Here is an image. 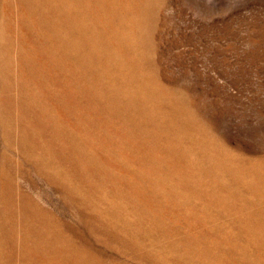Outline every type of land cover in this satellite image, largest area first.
<instances>
[{
	"label": "rangeland",
	"instance_id": "obj_1",
	"mask_svg": "<svg viewBox=\"0 0 264 264\" xmlns=\"http://www.w3.org/2000/svg\"><path fill=\"white\" fill-rule=\"evenodd\" d=\"M262 165L264 0H0V264H264Z\"/></svg>",
	"mask_w": 264,
	"mask_h": 264
},
{
	"label": "bare ground",
	"instance_id": "obj_2",
	"mask_svg": "<svg viewBox=\"0 0 264 264\" xmlns=\"http://www.w3.org/2000/svg\"><path fill=\"white\" fill-rule=\"evenodd\" d=\"M67 9H68V8H67ZM70 10H71V9H70ZM78 25H79V24H78ZM113 31H114V30H113ZM102 34H103V33H102ZM98 35H99V34H98ZM86 36H87V35H86ZM115 36H116V35H115ZM100 37H101V36H100ZM112 37H113V36H112ZM65 38H66V37H65ZM82 42H83V41H82ZM74 43H75V42H74ZM87 43H88V42H87ZM115 43H116V42H115ZM78 44H79V43H78ZM80 44H81V43H80ZM96 45H97V44H96ZM96 45H95V46H96ZM108 45H109V44H108ZM85 46H86V45H85ZM92 48H94V47H92ZM104 48H105V47H104ZM79 53H80V52H79ZM110 53H111V52H110ZM105 54H106V53H105ZM90 55H91V54H90ZM103 55H104V54H103ZM79 56H80V55H79ZM82 57H83V56H82ZM81 59H82V58H81ZM83 59H84V58H83ZM89 61H90V60H89ZM66 62H67V61H66ZM71 67H72V66H71ZM70 71H71V70H70ZM55 77H56V76H55ZM62 77H63V76H62ZM59 78H60V77H59ZM92 78H93V77H92ZM62 79H63V78H62ZM64 79H65V78H64ZM50 80H51V79H50ZM68 81H69V80H68ZM74 81H75V80H74ZM79 81H80V80H79ZM23 82H24V81H23ZM47 82H48V81H47ZM80 82H81V81H80ZM21 83H22V82H21ZM28 83H29V82H28ZM56 84H57V83H56ZM69 84H70V83H69ZM79 84H80V83H79ZM59 85H60V84H59ZM31 86H32V85H31ZM34 86H35V85H34ZM84 86H85V85H84ZM23 88H24V87H23ZM46 88H47V87H46ZM72 88H73V87H72ZM21 89H22V88H21ZM34 90H35V89H34ZM36 90H37V89H36ZM30 91H31V90H30ZM39 91H40V90H39ZM85 91H86V90H85ZM126 91H127V90H126ZM128 91H129V90H128ZM20 92H21V91H20ZM27 92H28V91H27ZM80 92H81V91H80ZM70 93H71V92H70ZM75 93H76V92H75ZM85 93H86V92H85ZM93 94H94V93H93ZM41 95H42V94H41ZM69 95H70V94H69ZM91 95H92V94H91ZM91 95H90V96H91ZM94 95H95V94H94ZM127 95H128V94H127ZM44 96H45V95H44ZM49 98H50V97H49ZM67 98H68V97H67ZM18 100H19V99H18ZM41 101H42V100H41ZM41 101H40V102H41ZM56 101H57V100H56ZM64 101H65V100H64ZM58 102H59V101H58ZM65 102L67 103V101H65ZM68 102H69V100H68ZM109 102H110V101H109ZM50 104H51V103H50ZM52 104H53V103H52ZM62 104H64V103H62ZM115 105H116V104H115ZM134 105H135V104H134ZM38 106H39V105H38ZM28 108H29V107H28ZM61 108H62V107H61ZM108 108H109V107H108ZM87 109H88V108H87ZM119 109H120V108H119ZM38 110H39V109H38ZM55 110H56V109H55ZM89 111H90V110H89ZM93 111H94V110H93ZM55 112H56V111H55ZM128 112H129V111H128ZM43 113H44V112H43ZM53 113H54V112H53ZM96 113H97V112H96ZM106 113H107V112H106ZM114 113H115V112H114ZM149 113H150V112H149ZM57 114H58V113H57ZM150 114H151V113H150ZM118 115H119V114H118ZM78 116H79V115H78ZM78 116H77V117H78ZM120 116H121V115H120ZM123 116H125V115H123ZM127 116H128V115H127ZM59 118H60V117H59ZM88 118H89V117H88ZM35 119H36V118H35ZM47 119H48V118H47ZM62 119H63V118H62ZM43 121H44V119H43ZM86 121H87V120H86ZM125 121H126V120H125ZM130 121H131V120H130ZM56 122H57V121H56ZM66 122H67V121H66ZM55 125H56V124H55ZM62 126H63V125H62ZM84 126H85V125H84ZM55 128H56V127H55ZM120 130H121V129H120ZM179 130H180V129H179ZM3 131H4V130H3ZM86 131H87V130H86ZM122 132H123V131H122ZM192 132H193V131H192ZM5 133H6V132H5ZM56 133H57V132H56ZM106 135H107V134H106ZM113 136H114V135H113ZM131 136H132V135H131ZM86 137H87V136H86ZM74 138H75V137H74ZM134 138H135V137H134ZM197 138H198V137H197ZM57 140H58V139H57ZM64 140H65V139H64ZM126 140H127V139H126ZM59 141H60V140H59ZM69 141H70V140H69ZM27 142H29V141H27ZM39 143H40V142H39ZM42 144H43V143H42ZM34 145H35V144H34ZM37 145H38V144H37ZM37 145H36V146H37ZM51 145H52V144H51ZM26 146H27V145H26ZM39 147H40V146H39ZM91 147H92V146H91ZM111 147H112V146H111ZM53 149H54V148H53ZM116 149H117V148H116ZM68 150H69V149H68ZM107 150H108V149H107ZM111 150H112V149H111ZM38 151H39V150H38ZM52 152H53V151H52ZM72 152H73V151H72ZM73 153H74V152H73ZM100 153H101V152H100ZM74 154H75V153H74ZM74 154H73V155H74ZM79 154H80V153H79ZM89 154H90V153H89ZM39 155H40V154H39ZM39 155H38V156H39ZM109 155H110V154H109ZM109 155H108V156H109ZM25 156H26V155H25ZM70 156H71V155H70ZM70 156H69V157H70ZM78 156H79V155H78ZM78 156H77V157H78ZM143 156H144V155H143ZM27 157H28V156H27ZM40 157H41V155H40ZM60 157H61V156H60ZM30 158H31V157H30ZM38 158H39V157H38ZM75 158H76V157H75ZM75 158H74V159H75ZM78 158H79V157H78ZM81 158H82V157H81ZM81 158H80V159H81ZM89 158H91V157L89 156ZM92 158H94V157H92ZM23 159H24V158H23ZM28 159H29V158H28ZM59 159H60V158H59ZM71 159H72V158H71ZM76 159H77V158H76ZM112 159H113V158H112ZM30 160H31V159H30ZM82 160H83V159H82ZM87 160H88V159H87ZM220 160H221V159H220ZM226 160H227V158H226ZM234 160H235V159H234ZM71 161H72V160H71ZM112 161H113V160H112ZM137 161H138V160H137ZM141 161H142V160H141ZM207 161H208V160H207ZM236 161H237V159H236ZM35 162H36V160H35ZM37 162H38V161H37ZM54 162H55V161H54ZM69 162H70V161H69ZM79 162H80V161H79ZM85 162H86V161H85ZM94 162H95V159H94ZM96 162H98V161H96ZM103 162H104V160H103ZM110 162H111V161H110ZM127 162H128V161H127ZM130 162H131V161H130ZM146 162H147V160H146ZM202 162H203V161L201 160V163H202ZM222 162H223V161H222ZM238 162H239V161H238ZM51 163H52V162H51ZM55 163H56V162H55ZM60 163H61V161H60ZM64 163H65V162H64ZM74 163H75V162H74ZM80 163H81V162H80ZM92 163H93V162H92ZM108 163H109V162H108ZM133 163H134V162H133ZM144 163H145V162H144ZM150 163H151V162H150ZM152 163H153V162H152ZM152 163H151V164H152ZM220 163H221V162H220ZM223 163H224V162H223ZM30 164H31V163H30ZM56 164H57V163H56ZM78 164H79V163H78ZM87 164H89V163H87ZM105 164H106V162H105ZM142 164H143V163H142ZM145 164H146V163H145ZM156 164H157V163H156ZM156 164H154V165H156ZM213 164H214V163H213ZM217 164H218V163H217ZM240 164H241V163H239V165H240ZM244 164H246V163H244ZM253 164H254V163H253ZM68 165H69V164H68ZM84 165H86V164H84ZM84 165H83V166H84ZM102 165H104V164H102ZM221 165H222V164H221ZM223 165L225 166L226 164H223ZM239 165H238V166H239ZM256 165H257V164H256ZM70 166H71V165H70ZM72 166H73V165H72ZM74 166H75V165H74ZM74 166H73V167H74ZM76 166H77V165H76ZM88 166H89V165H88ZM97 166H98V165H97ZM143 166H145V165H143ZM189 166H190V164H189ZM224 166H222V167H224ZM246 166H247V165H246ZM262 166L264 167V165H262ZM78 167H80V165H79ZM84 167H85V166H84ZM107 167H108V166H107ZM140 167H141V166H140ZM157 167H158V165H157ZM206 167H207V166H206ZM219 167H220V166H219ZM236 167H237V164H236ZM244 167H245V166H244ZM259 167H260V166H259ZM259 167L257 166V168H259ZM263 167H262V168H263ZM52 168H53V167H52ZM52 168H51V169H52ZM68 168H69V167H68ZM76 168H77V167H76ZM81 168H82V166H81ZM81 168L79 169L80 171H82ZM120 168H121V167H120ZM142 168H143V167H142ZM142 168H140V169H142ZM187 168H188V167H187ZM207 168H208V167H207ZM209 168H210V166H209ZM225 168H229V167H225ZM230 168H231V167H230ZM239 168L241 169L242 167H239ZM247 168H248V167H247ZM250 168H251V167H250ZM46 169H47V167H46ZM77 169H78V168H77ZM101 169H103V168L101 167ZM101 169H100V172H102ZM129 169H130V168H129ZM135 169H136V168H135ZM149 169H150V168H149ZM155 169H156V168H155ZM155 169H154V170H155ZM221 169H222V168H221ZM240 169H239V170H240ZM242 169H243V168H242ZM248 169H249V168H248ZM40 170H41V169H40ZM53 170H54V169H53ZM71 170L73 171L74 169H71ZM75 170H76V169H75ZM95 170H96V168H95ZM105 170H106V169H105ZM156 170H157V169H156ZM197 170H198V169H197ZM245 170H247V169H245ZM253 170H255V169H252V172H253ZM257 170H258V169H257ZM259 170H261V169L259 168ZM262 170H263V169H262ZM47 171H48V170H47ZM65 171L67 172L68 170H65ZM72 171H71V172H72ZM103 171H104V170H103ZM142 171H143V170H142ZM146 171H147V170H146ZM148 171H149V170H148ZM148 171H147V172H148ZM162 171H163V170H162ZM191 171H192V170H191ZM221 171H222V170H221ZM225 171H227V170H225ZM237 171H238V169H237ZM237 171H236V172H237ZM240 171H241V170H240ZM243 171H244V170H243ZM247 171H248V170H247ZM255 171H256V170H255ZM255 171H254V172H255ZM41 172H42V171H41ZM43 172H45V171H43ZM48 172H50V171H48ZM48 172H47V173H48ZM55 172H56V171H55ZM55 172H54V173H55ZM60 172H61V171H60ZM69 172H70V171H69ZM87 172H88V171H87ZM108 172H109V171H108ZM149 172H150V171H149ZM164 172H165V171H164ZM187 172H188V171H187ZM211 172H212V171H211ZM245 172H246V171H245ZM250 172H251V171H250ZM256 172H257V171H256ZM259 172H260V171H259ZM262 172H264V171H262ZM54 173H53V175L56 174V173H55V174H54ZM83 173H84V172H83ZM83 173H82V174H83ZM88 173H89V172H88ZM91 173H92V172H91ZM98 173H99V172H98ZM106 173H107V172H106ZM182 173H183V172H182ZM214 173H215V172H214ZM217 173L219 174L220 172H217ZM221 173H222V172H221ZM221 173H220V174H221ZM233 173H234V172H233ZM238 173H239V171H238ZM246 173H247V172H246ZM40 174H41V173H40ZM40 174H39V175H40ZM62 174H63V172H62ZM74 174H75V173H74ZM76 174H77V173H76ZM86 174H87V173H86ZM86 174H85V176H86ZM100 174H101V173H100ZM102 174H103V173H102ZM102 174H101V175H102ZM110 174H111V173H110ZM147 174H148V173H147ZM154 174H155V173H154ZM191 174H192V173H191ZM202 174H203V173H202ZM204 174H205V173H204ZM204 174H203V175H204ZM239 174H240V173H239ZM262 174H263V173H262ZM43 175H44V174H43ZM51 175H52V174H51ZM58 175L60 176L61 174H58ZM78 175H79V172H78ZM87 175H88V174H87ZM90 175H91V174H90ZM90 175H89V176H90ZM93 175H94V174H92V176H93ZM105 175H106V174H105ZM121 175H122V174H121ZM140 175H141V174H139L138 176H140ZM151 175H152V174H151ZM164 175H165V174H164ZM178 175H180V174H178ZM189 175H190V173H189ZM195 175H196V174H195ZM229 175H230V174H229ZM235 175L238 176L237 174H235ZM254 175H255V173H254ZM254 175H253V176H254ZM259 175H260V174H259ZM48 176H49V175H48ZM74 176L76 177V175H74ZM83 176H84V174H83ZM95 176H96V175H95ZM98 176H99V175H98ZM107 176H108V175H107ZM136 176H137V174H136ZM149 176H150V175H149ZM149 176H148V178H149ZM152 176H153V175H152ZM155 176H156V174H155ZM221 176H222V175H221ZM236 176H235V177H236ZM246 176H248V175H246ZM251 176H252V173H251ZM260 176H261V175H260ZM260 176H259V177H260ZM51 177H52V176H51ZM55 177H56V176H55ZM60 177H61V176H60ZM62 177H64V176H62ZM70 177H71V176H70ZM102 177H105V176H102ZM112 177H113V176H112ZM150 177H151V176H150ZM203 177H204V176H203ZM214 177H215V175H214ZM214 177H213V178H214ZM224 177H225V176H224ZM226 177H227V176H226ZM226 177H225V179H226ZM242 177L244 178V176H242ZM254 177H255V176H254ZM257 177H258V176H257ZM44 178H45V177H44ZM46 178L48 179V177H46ZM53 178H54V177H53ZM84 178H85V177H84ZM91 178H92V177H91ZM99 178H100V177H99ZM137 178H138V177H137ZM140 178H141V177H140ZM142 178H143V177H142ZM142 178H141V179H142ZM151 178H152V177H151ZM198 178H199V177H198ZM217 178H219V177H217ZM221 178H222V177H221ZM227 178H228V177H227ZM230 178H231V177H230ZM232 178H233V177H232ZM261 178H262V176H261ZM55 179H56V178H55ZM58 179H59V178H58ZM68 179H70V178H68ZM73 179H74V178H73ZM76 179H77V178H76ZM81 179H82V176H81ZM81 179H80V180H81ZM94 179H95V177H94ZM97 179H98V178H97ZM107 179H108V178H107ZM112 179H113V178H112ZM130 179H131V178H130ZM130 179H129V180H130ZM149 179H150V178H149ZM180 179H181V178H180ZM205 179H206V178H205ZM214 179H216V177H215ZM225 179H224V180H225ZM237 179H238V178H237ZM241 179H242V178H241ZM248 179H250V178H248ZM256 179H257V178H256ZM52 180H53V179H52ZM122 180H123V179H122ZM132 180H133V179H132ZM139 180H140V179H139ZM139 180H138V181H139ZM146 180H147V179H146ZM152 180H153V179H152ZM156 180H157V179H156ZM176 180H177V179H176ZM186 180H187V179H186ZM190 180H191V179H190ZM206 180H208V179H206ZM209 180H210V179H209ZM216 180H217V179H216ZM220 180H221V179H220ZM246 180H247V177H246ZM261 180H262V179H261ZM46 181H47V180H46ZM53 181H54V180H53ZM64 181H65V180H64ZM76 181H77V180H76ZM82 181H83V180H82ZM82 181H81V182H82ZM120 181H121V178H120ZM125 181H126V180H125ZM127 181H128V180H127ZM135 181H136V180H135ZM143 181H144V180H143ZM149 181H150V180H149ZM157 181H158V180H157ZM177 181L179 182V180H177ZM187 181H188V180H187ZM211 181H213V180H211ZM218 181H219V180H218ZM218 181H217V182H218ZM238 181H239V180H238ZM251 181H252V179H251ZM49 182H50V180H49ZM70 182H71V181H70ZM106 182H107V180H106ZM115 182H116V181H115ZM122 182H123V181H122ZM145 182H146V181H145ZM150 182H151V181H150ZM170 182H171V181H170ZM191 182H192V181H191ZM193 182H194V181H193ZM195 182H196V181H195ZM223 182H224V181H223ZM226 182H227V180H226ZM226 182H225V183H226ZM228 182H229V181H228ZM230 182H231V181H230ZM242 182H243V181H242ZM246 182H247V181H245V184H246ZM255 182H256V180H254V182H252V183L254 184ZM259 182H260V179H259ZM261 182H262V181H261ZM263 182H264V181H263ZM96 183H97V182H96ZM99 183H100V182H99ZM109 183H110V182H109ZM109 183H108V184H109ZM126 183H129V182H126ZM151 183H152V182H151ZM183 183H184V182H183ZM221 183H222V182H221ZM238 183L240 184V182H238ZM93 184H94V183H93ZM117 184H118V183H117ZM129 184H130V183H129ZM136 184H137V183H136ZM144 184H145V183H144ZM157 184H158V183H157ZM179 184H182V183H179ZM189 184H190V183H189ZM193 184H194V183H193ZM215 184H216V183H215ZM218 184H219V183H218ZM234 184H235V183H234ZM247 184H249V183H247ZM64 185H65V182H64ZM103 185H104V184H103ZM110 185H111V184H110ZM110 185H109V186H110ZM113 185H114V181H113ZM130 185H132V184H130ZM141 185H143V184H141ZM222 185H223V184H222ZM222 185H221V186H222ZM227 185H228V183H227ZM236 185H237V183H236ZM249 185H250V184H249ZM120 186H121V185H120ZM120 186H119V187H120ZM123 186H124V185H123ZM134 186H135V185H134ZM148 186H149V185H148ZM178 186H179V185H178ZM180 186H181V185H180ZM184 186H185V185H184ZM186 186H188V185L186 184ZM186 186H185V187H186ZM189 186H190V185H189ZM189 186H188V187H189ZM195 186H196V185H195ZM198 186H199V185H198ZM215 186H218V185H215ZM221 186H219V187H221ZM237 186H238V185H237ZM237 186H235V187L237 188ZM246 186H247V185H246ZM253 186H254V188H255V187L257 188L259 185H257V186L253 185ZM89 187H90V186H89ZM102 187H103V186H102ZM119 187H118V188H119ZM126 187H127V186H126ZM130 187H131V186H130ZM137 187H138V185H137ZM146 187H147V186H146ZM146 187H145V188H146ZM150 187H151V186H150ZM191 187H192V186H191ZM228 187H229V186H228ZM241 187H242V186H241ZM244 187H245V186H244ZM249 187L251 188V186H249ZM259 187H260V186H259ZM259 187H258V188H259ZM103 188H104V187H103ZM108 188H109V187H108ZM120 188H121V187H120ZM123 188H124V187H123ZM128 188H129V187H128ZM134 188H135V187H134ZM140 188H141V187H140ZM160 188H161V186H160ZM164 188H165V187H164ZM164 188H163V189H164ZM202 188H203V187H201V189H202ZM204 188H205V187H204ZM229 188H230V187H229ZM233 188H234V187H233ZM246 188H247V187H246ZM260 188H261V187H260ZM62 189H63V187H62ZM66 189H67V191H68V187H67ZM81 189H82V188H81ZM104 189H105V188H104ZM111 189H112V188H111ZM137 189H138V188H137ZM190 189H191V188H190ZM195 189H196V188H195ZM197 189H198V188H197ZM206 189H207V188H206ZM224 189H225V188H224ZM226 189H227V188H226ZM240 189H241V188H240ZM240 189H239V190H240ZM262 189H263V187H262ZM18 190H19V189H18ZM76 190H77V189H76ZM76 190H75V191H76ZM109 190H110V189H109ZM121 190H122V189H121ZM141 190H143V189H141ZM155 190H156V189H155ZM230 190H231V189H230ZM245 190H247V189H245ZM259 190H260V189H259ZM75 191H74V192H75ZM77 191H78V190H77ZM111 191H112V190H111ZM111 191H110V192H111ZM116 191H117V189H116ZM119 191H120V189H119ZM119 191H118V193H119ZM131 191H132V190H131ZM133 191H134V190H133ZM144 191H145V190H144ZM151 191H152V190H151ZM153 191H154V190H153ZM156 191H157V190H156ZM197 191H199V189H198ZM202 191H203V190H202ZM221 191H222V189H221ZM225 191H226V190H225ZM256 191H258V189H257ZM68 192H69V191H68ZM74 192H73V195H74ZM80 192H81V191H80ZM129 192H130V191H129ZM136 192H137V190H136ZM162 192H163V191H162ZM227 192H229V191H227ZM238 192H239V191H238ZM249 192H250V191H249ZM260 192H261V191H260ZM70 193H71V192H70ZM112 193H114V192H112ZM116 193H117V192H116ZM116 193H115V194H116ZM133 193H134V192H133ZM140 193H141V192H140ZM151 193H153V192H151ZM164 193H167V192H164ZM172 193H173V192H172ZM189 193H190V192H189ZM200 193H201V192H200ZM224 193H225V192H224ZM229 193H230V192H229ZM229 193H228V194H229ZM254 193H255V191H254ZM256 193H257V192H256ZM75 194H76V192H75ZM135 194H136V193H135ZM141 194H142V193H141ZM156 194H157V193H156ZM161 194H162V193H161ZM168 194H169V192H168ZM174 194H175V193H174ZM190 194H191V193H190ZM190 194H188V195H190ZM194 194H195V193H194ZM201 194H203V193H201ZM201 194H200V196H199L200 198H201ZM204 194H205V192H204ZM252 194H253V193H252ZM71 195H72V194H71ZM77 195H78V194H77ZM87 195H88V194H87ZM122 195H123V194H122ZM126 195H128L127 192H126ZM130 195H131V194H130ZM170 195H171V193H170ZM196 195H197V194H196ZM234 195H235V194H234ZM243 195H244V194H243ZM257 195H258V194H257ZM80 196H82V195H80ZM83 196H85V195L83 194ZM115 196H116V195H115ZM137 196H140V195H137ZM143 196H144V195H143ZM161 196H162V195H161ZM177 196H179V195H177ZM197 196H198V195H197ZM222 196H223V195H222ZM227 196H228V195H227ZM236 196H237V195H236ZM241 196H242V195H241ZM74 197H75V195H74ZM122 197H123V196H122ZM124 197H126V196H124ZM124 197H123V198H124ZM128 197H129V195H128ZM141 197H142V196H141ZM172 197H173V196H172ZM191 197H192V196H191ZM193 197H194V196H193ZM199 197H198V198H199ZM239 197H240V196H239ZM239 197H238V198H239ZM250 197H251V196H250ZM250 197H249V198H250ZM255 197H256V196H255ZM257 197H260V195L257 196ZM76 198H77V196H76ZM178 198H179V197H178ZM208 198H209V197H208ZM214 198H216V197H214ZM225 198H226V197H225ZM227 198H229V197H227ZM227 198L225 199V201L228 200ZM241 198H243V197H240V199H241ZM263 198H264V197H263ZM82 199H84V198H82ZM120 199H121V197H120ZM120 199H119V200H120ZM129 199H130V198H129ZM132 199H133V198H132ZM154 199H155V198H154ZM161 199H162V198H161ZM171 199H174V198H171ZM206 199H207V198H206ZM209 199H210V198H209ZM219 199H224V198H219ZM230 199H231V198H230ZM230 199H229V201H230ZM232 199H234V198H232ZM250 199H251V198H250ZM256 199H257V198H256ZM74 200H75V199H74ZM92 200H93V199H92ZM158 200H159V199H158ZM162 200H164V199H162ZM162 200H161V201H162ZM167 200H168V199H167ZM169 200H170V199H169ZM175 200H177V199L175 198ZM213 200H214V199H213ZM235 200H236V197H235ZM238 200H239V199H238ZM242 200H244V199H242ZM251 200H252V199H251ZM71 201H72V200H71ZM83 201H84V200H83ZM85 201H86V199H85ZM122 201L124 202V200H121L120 202H122ZM143 201H144V199H143ZM186 201H187V200H186ZM211 201H212V200H211ZM216 201H218V200H216ZM219 201H221V200H219ZM231 201L234 202V200H231ZM231 201H230V203H232ZM244 201H245V200H244ZM246 201H247V200H246ZM246 201H245V202H246ZM72 202H73V201H72ZM86 202H87V201H86ZM86 202H84V203H86ZM101 202H102V201H101ZM123 202H122V203H123ZM127 202H128V200H127ZM134 202H135V201H134ZM169 202H171V201H169ZM173 202H174V201H173ZM177 202H178V201H177ZM226 202H227V201H226ZM249 202H250V201H249ZM251 202H252V201H251ZM262 202H263V201H262ZM76 203H77V202H76ZM80 203H81V202H80ZM115 203H116V202H115ZM122 203H121V204H122ZM138 203H139V202H138ZM148 203H149V202H148ZM148 203H147V204H148ZM153 203H154V202H153ZM158 203H159V202H158ZM158 203H157V204H158ZM181 203H182V202H181ZM192 203L195 205V202H192ZM207 203H208V202H207ZM207 203H206V204H207ZM209 203H210V201H209ZM213 203H215V201H213ZM216 203L222 204V201H221V203H220V202H216ZM237 203H239V202H237ZM242 203H243V202H242ZM258 203L261 204L260 201H259ZM23 204H24V203H23ZM34 204H35V203H34ZM121 204H118V205H121ZM128 204H129V202H128ZM128 204H126V205L128 206ZM131 204H132V203H131ZM136 204H137V203H136ZM140 204H141V203H140ZM143 204H145V203H143ZM167 204H168V203H167ZM174 204H176V203H174ZM228 204H229V202H228ZM233 204H235V202H234ZM256 204H257V203H256ZM36 205H37V204H36ZM66 205H67V204H66ZM80 205H81V204H80ZM87 205H88V204H87ZM90 205H91V204H89V206H90ZM96 205H97V203H96ZM148 205H149V204H148ZM151 205H152V204H151ZM155 205H156V204H155ZM172 205H173V204H172ZM176 205H178V204H176ZM184 205H185V204H184ZM210 205H211V204H210ZM213 205H214V204H213ZM85 206H86V205H85ZM91 206H92V205H91ZM97 206H98V205H97ZM142 206H143V205H142ZM166 206L168 207V205H166ZM211 206H212V205H211ZM214 206H215V205H214ZM221 206H223V205H221ZM221 206H220V207H221ZM244 206H247V205L245 204ZM244 206H243V207H244ZM79 207H80V206H79ZM82 207H83V206H82ZM86 207H87V206H86ZM105 207H106V206H105ZM129 207H130V205H129ZM132 207H133V206H132ZM135 207H136V206H135ZM137 207H138V206H137ZM169 207H170V206H169ZM172 207H173V206H172ZM175 207H176V206H175ZM175 207H174V208H175ZM179 207H180V206H179ZM183 207H184V206H183ZM190 207H191V206H190ZM237 207H239V206H237ZM237 207H236V208H237ZM84 208H85V207H84ZM116 208H117V207H116ZM127 208H128V207H127ZM140 208H141V207H140ZM164 208H165V207H164ZM177 208H178V207H177ZM210 208H211V207H210ZM210 208H208V209H210ZM214 208H217V207L215 206ZM232 208H233V207H232ZM241 208H242V207H241ZM32 209H33V208H32ZM35 209H36V208H35ZM90 209H91V208H90ZM90 209H89V210H90ZM93 209H94V207H93ZM105 209H106V208H105ZM109 209H110V208H109ZM121 209H122V208H121ZM136 209H138V208H136ZM142 209H143V208H142ZM159 209H160V208H159ZM191 209H192V208H191ZM212 209H213V208H212ZM218 209H219V208H218ZM223 209H224V207H222V210H223ZM229 209H230V208H229ZM29 210H30V209H29ZM81 210H82V209H81ZM85 210H86V209H85ZM106 210H107V209H106ZM114 210H117V209H114ZM155 210H156V209H155ZM176 210H178V209H176ZM179 210H180V209H179ZM181 210H182V209H181ZM188 210H190V209L188 208ZM233 210H235V213H236V209L234 208ZM237 210H238V209H237ZM244 210H245V209H244ZM262 210H263V208H262ZM118 211H120V210H118ZM124 211H125V210H124ZM152 211H153V210H152ZM159 211H160V210H159ZM171 211H172V210H171ZM208 211H209V210H208ZM215 211H216V209H215ZM223 211H224V210H223ZM229 211H230V214H231V210H229ZM247 211H248V210H246V212H247ZM260 211H261V209H260ZM94 212H96V211H94ZM112 212H113V211H112ZM129 212H130V211H129ZM134 212H135V211H134ZM136 212H137V211H136ZM141 212H142V210H141ZM146 212H147V211H146ZM161 212H162V211H161ZM161 212H160V213H161ZM168 212H169V211H168ZM168 212H167V213H168ZM179 212H180V211H179ZM184 212H185V211H184ZM224 212H225V211H224ZM233 212H234V211H233ZM237 212H238V211H237ZM244 212H245V211H244ZM256 212H257V211H256ZM263 212H264V211H263ZM81 213H82V212H81ZM89 213H90V212H88V214H89ZM99 213H100V212H99ZM115 213H116V212H115ZM120 213H122V212H120ZM132 213H133V212H132ZM132 213H131V214H132ZM142 213H144V210H143ZM153 213H154V211H153ZM193 213H194V212H193ZM193 213H192V214H193ZM195 213H196V212H195ZM195 213H194V214H195ZM215 213H217V212H215ZM235 213H234V215H235ZM240 213H241V212H240ZM261 213H262V212H261ZM24 214H25V213H24ZM58 214H59V213H58ZM100 214H101V213H100ZM105 214H106V213H105ZM109 214H110V213H109ZM113 214H114V213H113ZM125 214H126V213H125ZM158 214H159V213H158ZM175 214H176V213H175ZM175 214H174V215H175ZM245 214H246V213H245ZM245 214H244V215H245ZM258 214H259V213H258ZM90 215H92V213H91ZM94 215H95V214H94ZM123 215H124V214H123ZM144 215H145V214H144ZM160 215H161V214H160ZM172 215H173V214H172ZM177 215H178V214H177ZM177 215H176V216H177ZM184 215H185V214H184ZM232 215H233V214H232ZM236 215H239V214H236ZM249 215H251V214H249ZM262 215H263V213H262ZM37 216H38V215H37ZM57 216H58V215H57ZM82 216H83V215H82ZM102 216H103V215H102ZM107 216H108V215H107ZM129 216H130V215H129ZM154 216H155V215H154ZM163 216H164V214H163ZM165 216H166V215H165ZM170 216H171V215H170ZM185 216H186V215H185ZM240 216H241V214H240ZM245 216H246V215H245ZM247 216H248V215H247ZM247 216H246V217H247ZM253 216H254V215H253ZM259 216H260V215H259ZM43 217H45V216H43ZM83 217L85 218V216H83ZM88 217H89V216H88ZM105 217H106V216H105ZM118 217L120 218V216H118ZM123 217H124V216H123ZM126 217H127V218H126ZM150 217H151V216H150ZM152 217H153V215H152ZM160 217H161V216H160ZM183 217H184V216H183ZM192 217H193V216H192ZM192 217H191V218H192ZM217 217H218V216H217ZM235 217H236V216H235ZM254 217H255V216H254ZM115 218H116V217H115ZM124 218L128 219V215H127V216L125 215ZM124 218H123V219H124ZM137 218H138V217H137ZM137 218H133V219L135 220V219H137ZM147 218H148V217H147ZM157 218H158V217H157ZM163 218H164V217H163ZM179 218H180V217H179ZM237 218H238V217H237ZM20 219H21V218H20ZM91 219H92V221H93L94 218H91ZM91 219H90V220H91ZM99 219H100V218H99ZM105 219H106V218H105ZM109 219H110V217H109ZM117 219H118V218H117ZM121 219H122V218H121ZM126 219H125V220H126ZM171 219H172V218H171ZM177 219H178V218H177ZM180 219H182V218H180ZM188 219H189V218H188ZM240 219H241V218H240ZM254 219H257V218H254ZM260 219H261V218H260ZM29 220H30V219H29ZM33 220H34V219H33ZM47 220H48V217H47ZM90 220H88V221H90ZM103 220H104V219H103ZM106 220H108V219H106ZM113 220H114V219H113ZM119 220H120V219H118V221H119ZM125 220H124V222H125ZM129 220H130V219H129ZM129 220H128V222H130ZM134 220H131V221H133V223H134ZM141 220H142V219H140V221H141ZM161 220H162V219H161ZM165 220H166V219H165ZM174 220H175V222L177 221L176 218H175ZM236 220H237V219H236ZM236 220H235V221H236ZM238 220H239V219H238ZM56 221H57V220H56ZM97 221H98V220H97ZM97 221L95 220V223H96ZM121 221H122V220H121ZM135 221H136V220H135ZM138 221H139V219H138ZM142 221H143V220H142ZM142 221H141V222H142ZM159 221H160V220H159ZM163 221H164V220H163ZM169 221H170V219H169ZM181 221H182V220H181ZM235 221H234V222H235ZM239 221H240V220H239ZM245 221H246V220H245ZM258 221H259V220H258ZM260 221H261V220H260ZM39 222H40V221H39ZM50 222H52V221H50ZM98 222H99V221H98ZM101 222H102V221H101ZM103 222H104V221H103ZM115 222H116V219H115ZM126 222H127V221H126ZM128 222H127V223H128ZM156 222H157V221H156ZM170 222H171V221H170ZM256 222H257V220L255 221V223L253 222V224H255V225H252L251 227L249 226V224H250V225L252 224L251 222H249V221H246V222H245V224L247 223L245 229L248 228V231H255V230H256V231H255V236H254L255 239L258 238V237L261 238V236L264 237V233L260 230V224H261V222H259V223H258V222L256 223ZM14 223H15V222H14ZM42 223H43V222H42ZM54 223H55V222H54ZM57 223H58V222H57ZM86 223H87V222H86ZM116 223H117V222H116ZM121 223H123V222H121ZM138 223H139V222H138ZM150 223H151V222H150ZM160 223H161V222H160ZM160 223H159V224H160ZM166 223H167V222H166ZM230 223H231V222H230ZM20 224H21V223H20ZM48 224H50V223H48ZM51 224H53V223H51ZM92 224H93V222H92ZM99 224H100V223H99ZM112 224H113V223H112ZM123 224H124V223H123ZM125 224H126V223H125ZM139 224H140V223H139ZM139 224H138V226H139ZM144 224H145V223H144ZM152 224H153V223H152ZM174 224H175V223H174ZM245 224H244V226H245ZM43 225H44V224H43ZM102 225H103V224H102ZM120 225H121V224H120ZM136 225H137V224H136ZM141 225H142V224H141ZM153 225H155V224H153ZM162 225H163V223H162ZM166 225H167V224H166ZM236 225H237V224H236ZM31 226H32V225H31ZM44 226H45V225H44ZM48 226H49V225H48ZM52 226H53V225H52ZM54 226H55V225H54ZM60 226H61V224H60ZM94 226H95V225H94ZM104 226L106 227V225H104ZM118 226H119V225H118ZM121 226H122V225H121ZM138 226H137V227H138ZM148 226H149V225H148ZM156 226H157V225H156ZM164 226H165V225H164ZM168 226H170V225H168ZM171 226H172V225H171ZM171 226H170V228H171ZM37 227H38V226H37ZM55 227H56V226H55ZM102 227H103V226H102ZM109 227H110V226H109ZM123 227H124V226H123ZM126 227H127V226H126ZM137 227H136V228H137ZM140 227H141V226H140ZM140 227H139V228H140ZM142 227H143V226H142ZM149 227H151V226H149ZM153 227L156 228L155 226H153ZM158 227H159V226H158ZM166 227H167V226H166ZM22 228H23V227H22ZM41 228H42V227H41ZM43 228H44V227H43ZM49 228H50V227H49ZM52 228H53V227H52ZM107 228H108V227H107ZM124 228H125V227H124ZM129 228H130V227H129ZM133 228H134V227H133ZM136 228H135V229H136ZM143 228H144V227H143ZM161 228H162V226H161ZM237 228H238V227H237ZM35 229H36V228H35ZM38 229H39V228H37V230H38ZM57 229H59V228H57ZM90 229H91V228H90ZM117 229H118V228H117ZM121 229H122V228H121ZM140 229H141V228H140ZM145 229H146V228H145ZM149 229H150V228H149ZM220 229H221V228H220ZM241 229H242V226H241V228H240V231H241ZM43 230H44V229H43ZM91 230H92V229H91ZM119 230H120V227H119ZM126 230H127V229H126ZM128 230H129V229H128ZM147 230H148V228H147ZM158 230H159V229H158ZM164 230H165V227H164ZM167 230H168V228H167ZM231 230H232V229H230V233H231ZM32 231H33V230H32ZM35 231H36V230H35ZM50 231H52V230H50ZM50 231H49V232H50ZM53 231H54V230H53ZM55 231H56V230H55ZM107 231H108V230H107ZM117 231H118V230H117ZM120 231H121V230H120ZM129 231H131V229H130ZM142 231H143V230H142ZM155 231H156V230H155ZM162 231H163V229H162ZM162 231H161V232H162ZM165 231H166V230H165ZM238 231H239V230H238ZM246 231H247V230H246ZM246 231H244V232H246ZM21 232H22V231H21ZM30 232H31V231H30ZM38 232H39V231H38ZM45 232H46V231H45ZM47 232H48V231H47ZM90 232H91V231H90ZM131 232H132V231H131ZM166 232H167V231H166ZM169 232H170V230H169ZM169 232H168V233H169ZM27 233H28V232H27ZM32 233H33V232H32ZM128 233H130V232H128ZM138 233H139V231H138ZM149 233H150V232H149ZM151 233H152V232H151ZM158 233H159V232H158ZM158 233H157V234H158ZM228 233H229V231H228ZM253 233H254V232H253ZM28 234H29V233H28ZM46 234H47V233H45V236H46ZM53 234H54V232H53ZM57 234H58V233H57ZM121 234H122V233H121ZM125 234H127V232H126ZM131 234H133V233H131ZM131 234H130V238H131V240H132L133 237H131ZM134 234H135V231H134ZM155 234H156V233H155ZM163 234L166 235V233H164V232H163ZM251 234H252V233H251ZM251 234H250L249 236H251ZM260 234H261V235H260ZM20 235H21V234H20ZM33 235H34V234H33ZM38 235H40V234H38ZM48 235H49V234H48ZM59 235H60V234H59ZM110 235H111V234H110ZM135 235H136V234H135ZM137 235H138V234H137ZM137 235H136V236H137ZM139 235H140V234H139ZM142 235H144V234H142ZM147 235H148V234H147ZM150 235H151V234H150ZM172 235H173V234H171V236H172ZM179 235H180V234H179ZM181 235H182V234H181ZM218 235H219V233H218ZM222 235H223V234H222ZM222 235H221V236H222ZM234 235L237 236L238 234H234ZM28 236H29V235H28ZM30 236H31V235H30ZM43 236H44V235H43ZM54 236H55V235H54ZM57 236H58V235H57ZM108 236H109V235H108ZM118 236H119V235H118ZM118 236H117V238H118ZM157 236H161V235L159 234V235H157ZM162 236H163V238H164V235H162ZM173 236H174V235H173ZM186 236H187V235H186ZM224 236H225V234H224ZM59 237H60V236H59ZM112 237H113V236H112ZM128 237H129V236H128ZM137 237H138V236H137ZM174 237H176V235H175ZM233 237H234V236H233ZM251 237H252V236H251ZM17 238H18V237H17ZM47 238H48V237H47ZM53 238H56V237H53ZM106 238H107V237H106ZM113 238H114V237H113ZM122 238H123V237H122ZM135 238H136V237H135ZM135 238H134V239H135ZM163 238H162V239H163ZM172 238H173V237H172ZM187 238H189V237H187ZM215 238H216V237H215ZM246 238L249 239L248 236H247ZM246 238H245V240L248 242V240H247ZM20 239H21V238H20ZM27 239H28V238H27ZM29 239H30V238H29ZM29 239H28V241H29ZM31 239H32V238H31ZM60 239H61V238H60ZM123 239H124V238H123ZM126 239H127V238H126ZM150 239H151V238H150ZM159 239H161V238H159ZM162 239H161V240H162ZM225 239H227V238H225ZM229 239H230V238H229ZM229 239H228V240H229ZM23 240H25V239H23ZM32 240H33V239H32ZM54 240H55V239H54ZM54 240H53V241H54ZM131 240H130V241H131ZM136 240H137V239H136ZM185 240H186V239H185ZM188 240H189V239H188ZM191 240H192V239H191ZM196 240H198V239H196ZM235 240H236V239H235ZM235 240H234V238H233V241H235ZM249 240H250V239H249ZM256 240H257V239H256ZM261 240H262V239H261ZM28 241H27V242H28ZM30 241H31V240H30ZM34 241H35V240H34ZM34 241H33V242H34ZM38 241H39V239H38ZM46 241H47V240H46ZM48 241H49V239H48ZM57 241H59V240L57 239ZM62 241H64V240H62ZM62 241H61V242H62ZM116 241H117V240H116ZM128 241H129V239H128ZM128 241H127V242H128ZM133 241H134V240H133ZM172 241H173V240H172ZM223 241H225V240H223ZM231 241H232V240H231ZM236 241H237V240H236ZM253 241H254V240H253ZM258 241L260 242L259 239H258ZM23 242H24V241H23ZM23 242H22V243H23ZM31 242H32V241H31ZM40 242H41V241H40ZM64 242H65V241H64ZM64 242H63V243H64ZM134 242H135V241H134ZM134 242H133V243H134ZM157 242H158V241H157ZM157 242H156V243H157ZM177 242H178V241H177ZM198 242H199V244H200V241H198ZM227 242H228V241H227ZM237 242H238V241H237ZM243 242H244V241H243ZM251 242H252V241H251ZM256 242H257V241H256ZM45 243H46V242H45ZM50 243H51V242H50ZM106 243H107V242H106ZM119 243H120V242H119ZM130 243H131V242H130ZM156 243H155V244H156ZM165 243H166V242H165ZM180 243H182V242H180ZM190 243H191V242H190ZM215 243H216V241H215ZM231 243H232V242H231ZM23 244H24V243H23ZM31 244H32V243H31ZM46 244H47V243H46ZM120 244L122 245V242H121ZM135 244H136V243H135ZM140 244H141V243H140ZM161 244H162V242H160V245H161ZM174 244H175V243L173 242V245H174ZM176 244H178V243H176ZM176 244H175V245H176ZM185 244H186V243H185ZM194 244H195V243H194ZM194 244H193V245H194ZM212 244H213V243H212ZM232 244H233V246L235 245L234 243H232ZM238 244H239V243H238ZM249 244H250V243H249ZM262 244H263V242H262ZM17 245H18V244H17ZM53 245H54V243H53ZM55 245H56V243H55ZM59 245H61V244H59ZM165 245H166V244H165ZM167 245H168V244H167ZM170 245H171V244H170ZM175 245H174V246H175ZM178 245H179V244H178ZM182 245H183V244H182ZM182 245H180V246H182ZM218 245H219V244H218ZM225 245H226V244H225ZM241 245H242V243H241ZM241 245H240V246H241ZM255 245H256V244H255ZM260 245H261V243H260ZM28 246H29V245H28ZM41 246H42V245H41ZM46 246H47V245H46ZM46 246H45V247H46ZM64 246H67V244H66V245L64 244ZM64 246H63V247H64ZM139 246H140V245H139ZM149 246H150V245H149ZM180 246H178V247H180ZM200 246H201V245H200ZM208 246H209V244H208ZM215 246H216V245H215ZM227 246H228V245H226V248H227ZM230 246H232V245H230ZM253 246H254V244H253ZM256 246H257V245H256ZM256 246H255V247H256ZM45 247H44V248H45ZM50 247H51V246H50ZM79 247H80V246H79ZM121 247H122V246H121ZM124 247H125V246H124ZM163 247H164V245H163ZM197 247H198V246H197ZM219 247H220V246H219ZM224 247H225V246H224ZM242 247H243V246H242ZM245 247H246V245H245ZM247 247L249 248V246H247ZM22 248H23V246H22ZM25 248H26V247H25ZM44 248H43V250H44ZM48 248H49V247H48ZM53 248L55 249V247H53ZM53 248H52V249H53ZM58 248H59V247H58ZM61 248H62V245H61ZM65 248H66V247H65ZM69 248H71V247H69ZM138 248H140V247H138ZM161 248H162V247H161ZM205 248H207V247H205ZM221 248H222V247H221ZM231 248H232V247H231ZM233 248H234V247H233ZM235 248H236V247H235ZM237 248H238V247H237ZM257 248H258V247H257ZM26 249H27V248H26ZM67 249H68V248H67ZM76 249H77V247H76ZM153 249H154V248H153ZM166 249H167V248H165V251H166ZM175 249H176V248H175ZM175 249H173V250H175ZM184 249H185V248H184ZM197 249H198V248H197ZM202 249H204V248L202 247ZM222 249H223V248H222ZM228 249H229V248H228ZM239 249H240V248H238V250H239ZM245 249H246V248H245ZM41 250H42V249H41ZM68 250H69V249H68ZM71 250H72V249H71ZM82 250H83V248H82ZM137 250H139V249H137ZM156 250H157V249H156ZM156 250H155V251H156ZM158 250H159V252H160V249H158ZM169 250L172 251V249H169ZM181 250H182V249H181ZM187 250H188V249H187ZM190 250H191V249H190ZM214 250H215V249H214ZM219 250H220V249H219ZM219 250H218V251H219ZM242 250H243V249H242ZM57 251H58V250H57ZM61 251H62V250H61ZM74 251H75V249H74ZM150 251H152V250L150 249ZM176 251H177V250H176ZM203 251H204V250H203ZM205 251H206V250H205ZM211 251H212V250H211ZM225 251H226V250H225ZM27 252H28V251H27ZM27 252H25V253H27ZM45 252H46V251H45ZM134 252H135V250H134ZM152 252H153V251H152ZM159 252H157V253H159ZM172 252H173V251H172ZM183 252H184V251H183ZM185 252H186V251H185ZM200 252H201V250H200ZM209 252H210V251H209ZM209 252H208V253H209ZM233 252H234V251H233ZM238 252L240 253V251H238ZM241 252H242V251H241ZM245 252H246V251H245ZM245 252H244V254H245ZM28 253H29V252H28ZM32 253H33V252H32ZM74 253H79V252H74ZM135 253H137V252H135ZM143 253H144V252H143ZM146 253H147V252H146ZM164 253H165V252H164ZM164 253H163V254H164ZM170 253H171V252H170ZM179 253H180V252H179ZM179 253H178V254H179ZM201 253H202V252H201ZM204 253H205V252H204ZM208 253H207V254H208ZM211 253H212V252H211ZM227 253H228V251H227ZM236 253H237V252H236ZM38 254H39V253H38ZM44 254H45V253H44ZM48 254H49V253H48ZM48 254H47V255H48ZM66 254H67V253H66ZM86 254H87V253H86ZM133 254H134V253H133ZM159 254H160V253H159ZM166 254H167V253H166ZM166 254H165V255H166ZM168 254H169V253H168ZM171 254H172V253H171ZM171 254H170V255H171ZM224 254H225V253H224ZM237 254H238V253H237ZM244 254H243V255H244ZM24 255H26V254H24ZM36 255H37V254H36ZM45 255H46V254H45ZM72 255H73V254H72ZM140 255H141V253H140ZM143 255H144V254H143ZM146 255H147V254H146ZM156 255H157V254H156ZM156 255H155V257H156ZM176 255H177V254H176ZM181 255H183V254H181ZM192 255H193V254H192ZM214 255H216V254L214 253ZM214 255H213V256H214ZM218 255H219V254H218ZM229 255H231V254H229ZM229 255H228V256H229ZM240 255L242 256L241 253H240ZM22 256H23V254H22ZM29 256H31V254H30ZM38 256H39V255H38ZM43 256H44V255H43ZM56 256H57V255H56ZM67 256H68V255H67ZM67 256H66V258H67ZM69 256H70V255H69ZM73 256H74V255H73ZM76 256H78V254H77ZM163 256H164V255H163ZM172 256H173V255H172ZM177 256H178V255H177ZM188 256H189V254H188ZM204 256L206 257V255H204ZM210 256H211V254H210ZM210 256H209V257H210ZM224 256H225V255H224ZM231 256L233 257V255H231ZM234 256H235V255H234ZM238 256H239V255H238ZM20 257H21V256H20ZM26 257H27V255H26ZM32 257H33V256H32ZM36 257H37V256H36ZM40 257H42V255H40ZM40 257H39L38 259H40ZM47 257H50V256H47ZM47 257H46V258H47ZM61 257H62V256H61ZM70 257H71V256H70ZM80 257H82V256H80ZM144 257H145V256H144ZM147 257H148V256H147ZM149 257H150V256H149ZM155 257H154V258H155ZM167 257H168V256H167ZM178 257H180V255H179ZM186 257H187V256H186ZM192 257H193V256H192ZM192 257H191V258H192ZM215 257H216V256H215ZM244 257H247V255L244 256ZM244 257H242V258H244ZM23 258H25V256H24ZM42 258H43V257H42ZM42 258H41V260H42ZM64 258H65V257H64ZM72 258H74V257H72ZM82 258H83V257H82ZM96 258H97V257H96ZM137 258H138V257H137ZM139 258H141V256H140ZM151 258H152V257H151ZM164 258H166V257H164ZM169 258H170V257H169ZM169 258H168V259H169ZM174 258H175V257H174ZM174 258H173V259H174ZM181 258H182V257H181ZM181 258H176V259H181ZM194 258H197V257L194 256ZM216 258H217V257H216ZM233 258H234V257H233ZM240 258H241V257H240ZM21 259H22V258H21ZM25 259H26V258H25ZM97 259H98V258H97ZM142 259H143V258H142ZM142 259H141V260H142ZM149 259H150V258H149ZM158 259H159V257H158ZM170 259H171V258H170ZM189 259H190V257H189ZM192 259H193V258H192ZM203 259H206V258H203ZM209 259H210V258H209ZM214 259H215V258H214ZM227 259L229 260L228 257H227ZM227 259H226V260H227ZM230 259H231V258H230ZM23 260H24V259H23ZM41 260H39V261H41ZM44 260L46 261L47 259H44ZM53 260H55V259H53ZM53 260H52V261H53ZM56 260H57V259H56ZM60 260H61V259H60ZM83 260H84V259H83ZM137 260H138V259H137ZM146 260H148V259H146ZM195 260H196V259H195ZM197 260H198V259H197ZM197 260H196V261H197ZM207 260H208V258H207ZM221 260H223V259H221ZM236 260H237V259H236ZM52 261H51V262H52ZM85 261H87V260H85ZM139 261H140V260H139ZM149 261H150V260H149ZM149 261H148V262H149ZM153 261H155V260H153ZM160 261H161V259H160ZM173 261H174V260H173ZM177 261H178V260H175L174 262L171 261V262H172L173 264H176V263L179 262V261H178V262H177ZM180 261H182V260H180ZM193 261H194V260H193ZM196 261H195L194 263H196ZM210 261H212V260H210ZM223 261H224V260H223ZM239 261H240V260H239ZM242 261H243V260H242ZM242 261H241V262H242ZM41 262H42V261H41ZM43 262H44V261H43ZM64 262H65V261H64ZM83 262H84V261H83ZM109 262H111V261H109ZM112 262H113V261H112ZM116 262H119V261H116ZM157 262H158V261H157ZM163 262H164V261H163ZM166 262H167V261H166ZM215 262H216V261H214V264H215ZM217 262H218V261H217ZM221 262H222V261H221ZM235 262H236V261H235ZM241 262H240V263H241ZM84 263H85V262H84ZM90 263H91V262H90ZM114 263H115V261H114ZM119 263H120V262H119ZM131 263H132V262H131ZM150 263H151V262H150ZM152 263H153V262H152ZM194 263H193V264H194ZM197 263L205 264L204 262H202V261H200V260H198ZM225 263H227V262H225ZM232 263H233V261H232ZM232 263H229V264H232ZM238 263H239V262H238ZM238 263H236V264H238ZM242 263H243V262H242ZM48 264H49V263H48ZM82 264H83V263H82ZM95 264H96V263H95ZM112 264H113V263H112ZM124 264H125V263H124ZM153 264H154V263H153ZM158 264H159V263H158ZM160 264H161V263H160ZM162 264H163V263H162ZM164 264H165V263H164ZM179 264H180V263H179ZM189 264H190V263H189Z\"/></svg>",
	"mask_w": 264,
	"mask_h": 264
}]
</instances>
